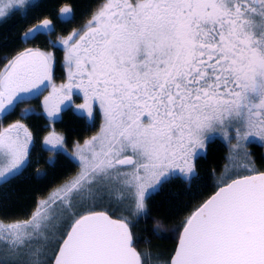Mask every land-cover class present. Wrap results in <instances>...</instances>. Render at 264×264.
I'll list each match as a JSON object with an SVG mask.
<instances>
[{
    "label": "snow or ice",
    "instance_id": "obj_1",
    "mask_svg": "<svg viewBox=\"0 0 264 264\" xmlns=\"http://www.w3.org/2000/svg\"><path fill=\"white\" fill-rule=\"evenodd\" d=\"M29 4L0 0V19ZM54 32L45 18L24 38ZM46 46L64 50L67 83H53V52L25 48L0 71V119L51 88L41 102L49 123L79 93L78 110L91 118L95 108L102 123L74 146V176L27 220L0 222V243L19 264H146L125 213H144L174 177L188 180L214 134L235 140L236 178L185 218L166 264H264V171L247 148L250 139L264 145V0H103L82 29ZM65 143L55 133L43 140L50 153ZM32 144L19 120L0 131V181L30 164ZM105 196L119 215L95 210Z\"/></svg>",
    "mask_w": 264,
    "mask_h": 264
},
{
    "label": "trees",
    "instance_id": "obj_2",
    "mask_svg": "<svg viewBox=\"0 0 264 264\" xmlns=\"http://www.w3.org/2000/svg\"><path fill=\"white\" fill-rule=\"evenodd\" d=\"M102 1L35 0L29 4V8L17 9L11 16L0 19V71L12 56L25 48H50L46 46V41L51 35L41 34V38L36 41L25 40L24 33L29 28L48 18L53 20L55 27L52 35L69 34L83 26ZM64 5L73 9V14L67 18L59 17V9ZM26 106L30 107L27 112H19ZM40 108L39 96H36L19 103L7 119H0L1 125L22 118L33 134L30 164L16 176L0 182L1 220L28 217L40 197L47 195L76 172L78 164L67 153H50L41 146L43 136L51 127L64 136L67 147L81 142L95 130L93 124L71 107L65 108L60 117L51 123ZM224 151L222 142H214L209 146L205 158L197 163L198 175L195 178L187 183L180 177H174L148 196L146 213L141 215V220L131 230L144 248L151 251V255H168L172 251L185 218L220 185L216 184L215 176L224 161ZM38 171L41 173L37 174Z\"/></svg>",
    "mask_w": 264,
    "mask_h": 264
},
{
    "label": "rangeland",
    "instance_id": "obj_3",
    "mask_svg": "<svg viewBox=\"0 0 264 264\" xmlns=\"http://www.w3.org/2000/svg\"><path fill=\"white\" fill-rule=\"evenodd\" d=\"M34 1H35V0H30V4L33 3ZM102 2H103V1H102ZM95 10H96V9H95ZM95 10H94V11H95ZM91 15H92V14H91ZM89 19H91V16H90ZM89 19H88V20H89ZM88 20H87V21H88ZM87 21H86V22H87ZM86 22H85V23H86ZM85 23H84V24H85ZM84 24H83V25H84ZM82 28H83V26H81L80 28H77V29H82ZM66 35H68V34H65L64 36H66ZM58 36H59V35H57V36L51 35V36H50V37H51L50 40L56 41ZM32 48H37V47H32ZM57 48L62 49L61 47H57ZM45 50L53 52L54 57H55V63H54V68H53V83H54L57 87H59L61 84L67 83V70H66V68H65V66H64V63H65V62H64V55H65L64 50H63V49H62V50H58V49H56V48H51V47H50V48H47V49H45ZM50 92H51V88H49L47 92H44L43 95H39V96H40V102H42L43 99H44V97L47 96V95H49ZM72 92H73V93H78L79 90L73 88ZM32 98H34V97H32ZM83 103H84L83 94H82V93H79L78 95H77V94H73V95H72L71 102H69V101H65V103L61 105V108H62V109L65 108V105H67L68 107H71L72 110H73L75 113L80 114V115H83L84 118H85L89 123H91V124H93V125L95 126V130L92 132V134H91L90 136H88L87 138H85L84 140H82L81 142H75V143L71 144L69 147H67L66 144H65V148L67 149V151H66L65 153H67L70 157H71V154H72V152H73V150H74V146H75L77 143L83 144V142H84L85 140H89L91 137L97 135V134L100 132V127H101V123H102V121H101V117H100V114H99L98 111L94 108V109H93V117L90 118V117L87 115V110H84V109H79V110H78V106H79V105H82ZM68 107H67V108H68ZM25 109H27V111H28V110L30 109V107L26 106V107L24 108V110L21 109V110H19V112H21L22 114H24V113H25ZM40 111H42V112L44 113V109H43V105H42V103H41ZM60 114H61V112L59 113V117H60ZM44 115H45V113H44ZM45 117H46V119L48 120V118H47L46 115H45ZM18 120H19L21 123H23V124L26 125V123L24 122V120H23L22 118H19V119H17V120L10 121V122H8V123H6V124H1L2 127H0V131H2L3 128L8 127V125H10V124H12V123H14V122H16V121H18ZM48 122H49V121H48ZM26 126H27V125H26ZM53 133L62 135L59 131H57V130H55L54 128L51 127V128L45 133V135H44L43 138H42V141H41V146H42V147L48 149V147H45V146L43 145V140H44L45 137H47V136H49L50 134H53ZM214 135H216V137L219 139V140H218L219 142H222V143L227 144V145L229 146V142H228V140H226L222 135H219V134H214ZM214 135H213V136H214ZM213 136H212V137H213ZM212 137H211L210 139H212ZM210 139H209V140H210ZM209 140H208L207 142H209ZM213 140H214V139H213ZM233 141H234V143H235V140H233ZM230 157H231V159H230ZM235 157H236L235 155H230V156H229V159L231 160V161L228 160V162H229L230 165H231L229 168H226V167H225V165H226L225 160L222 162L221 166H222V167H225V168H222V170L219 171V173L215 176V182H216V184H221L222 182L229 180L230 177H231L232 175H234V173H235V172H232V171H237V168L232 166V165H234V163H235ZM51 159H52V157H51ZM74 160H75V162H77L78 167H77L76 172H75L72 176H74V175L79 171V162H78V160H76V159H74ZM238 163H239V161L237 162V164H238ZM40 173H41L40 171L37 172V174H40ZM72 176H71V177H72ZM195 177H196V175H195V172H194V174H192V175L190 176L189 180H191V179H193V178H195ZM180 178H181V179H184L183 177H180ZM184 180H185V179H184ZM0 182H1V181H0ZM64 183H65V182H63L62 184H64ZM62 184H59V185H57L56 187H54V188H53V189H52L47 195H45V196H43V197H40L39 200H38V202H37V204H36V206H35V208L31 211V213L29 214L28 217L23 218V219L12 220V221H5V220H1V219H0V222H3L4 224H10V223H15V222H17V221H24V220H27L28 218H30V217L32 216L33 212L36 210L38 203L41 202V201H43V200H45L46 198H48V197H49V194H54V193H55V190L58 189L59 186L62 185ZM147 198H148V197H147ZM95 210H97V211L108 210L110 214H111V213H115V215H119V214H120L119 211H118V206L115 204L114 201H110V200L108 199L107 196H105L103 199H98V200L95 202ZM144 213H146V211H145ZM142 214H143V213H141V214L138 215V216H131L130 214L125 213V215H129V219H130L131 222H132V227H133L138 221L141 220V215H142ZM62 230H63V229L61 228V231H62ZM55 247H56V241H55V239H53V240L48 244L47 249H46V250H47V254H48L49 257L53 254V251L55 250ZM168 256H169V254H168V255H167V254H165V255H161V254H158V253H156V254L154 255L155 260L159 261V264H166V261L168 260ZM19 259L26 260V259H27V256H26V255H25V256H22V257H20ZM13 261H16V264H19V261L17 260V258L14 257L11 253H9V252L7 251V249L5 248V246H4L2 243H0V264H13Z\"/></svg>",
    "mask_w": 264,
    "mask_h": 264
},
{
    "label": "flooded vegetation",
    "instance_id": "obj_4",
    "mask_svg": "<svg viewBox=\"0 0 264 264\" xmlns=\"http://www.w3.org/2000/svg\"><path fill=\"white\" fill-rule=\"evenodd\" d=\"M48 37H50V36H48ZM28 48H32V47H28ZM39 101H40V96H39ZM40 105H41V102H40ZM65 108H67V107H65ZM64 109H62V111ZM218 140L219 139L216 137V135H214L212 137V139L209 140V142H206V149L201 151L200 156L195 159L194 163H195V175L196 176L198 175V164L197 163L200 161V159L205 158L207 150H208V148H209V146L211 144H213L214 142L219 143ZM222 144H223V146L225 148V151H224V154H223L224 155V160H225V163H226L225 167L229 168L231 166L230 163L228 162V160L231 161L229 159V156L230 155H235L236 156V153L232 151V144H234V141L232 140V142L229 143V146L227 144H224V143H222ZM247 148H248L249 153L251 154V158H252V161L254 163L255 169L257 171H264V145H261L258 140L250 139V141H249V143L247 145ZM238 161L239 160L235 157V163L232 166L235 167V165L237 164ZM225 167L220 166L219 171H221L222 168H225ZM213 171H215V170H213ZM237 171H232V172H235L237 174ZM217 173H218V171H217ZM188 182H189V180H188ZM134 243H135V246H136L138 251L147 252L149 254L151 253L150 250L144 248L145 246L142 245L141 241L138 240L137 238H135V236H134ZM174 247H175V245H174ZM174 247H173L172 251L169 253L168 259L171 256V254H172V252L174 250ZM146 264H159V261L155 260L154 255L150 254L148 257H146Z\"/></svg>",
    "mask_w": 264,
    "mask_h": 264
},
{
    "label": "water",
    "instance_id": "obj_5",
    "mask_svg": "<svg viewBox=\"0 0 264 264\" xmlns=\"http://www.w3.org/2000/svg\"><path fill=\"white\" fill-rule=\"evenodd\" d=\"M229 182H230V181H229ZM217 190H218V188H217V189H216V190H215V191H214V192H213V193H212V194H211L209 197H211L212 195H214V194H215V192H216ZM209 197H208V198H209ZM208 198H207V199H208ZM207 199H206V200H207ZM206 200H205V201H206ZM203 203H204V202H203ZM203 203H202V204H203ZM178 239H179V235H178V238H177V240H176V243H175V247H174V249H175V248H176V246H177ZM173 251H174V250H173ZM172 253H173V252H172ZM171 255H172V254H171Z\"/></svg>",
    "mask_w": 264,
    "mask_h": 264
}]
</instances>
